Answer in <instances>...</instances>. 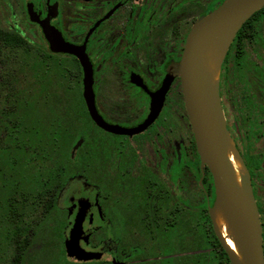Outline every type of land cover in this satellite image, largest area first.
Segmentation results:
<instances>
[{
  "label": "flooded vegetation",
  "instance_id": "obj_1",
  "mask_svg": "<svg viewBox=\"0 0 264 264\" xmlns=\"http://www.w3.org/2000/svg\"><path fill=\"white\" fill-rule=\"evenodd\" d=\"M222 1L21 0V6L29 27L37 28L45 47L39 25L28 18L27 6L73 44H81L94 27L85 39L84 52L92 63L95 107L106 123L133 127L147 115L150 93L159 88L167 66L179 59L194 20ZM235 36L221 59L219 100L224 117L221 89L228 87L233 77H242L246 83L244 103L234 105L229 102L232 95L227 96L232 115L229 125L225 117L224 122L236 152L246 164L258 212L264 264V67L248 61L244 53L258 33H245L237 40ZM52 54L69 56L76 62L81 86L76 58L60 52ZM103 79L104 105L98 103L96 92ZM80 100L85 109L81 92ZM103 132L104 149L97 151L87 145V151L70 155L69 172L76 184L60 200L57 197L56 203L63 202L59 208L68 230L78 203L88 202L79 245L94 256L73 264H219L220 256L230 264L207 214L213 187L204 166L202 186L198 184L199 160L178 76L170 80L156 116L144 129L133 134ZM190 174L201 193L195 200L187 195ZM204 221L210 239L198 230ZM214 245L217 251L211 247Z\"/></svg>",
  "mask_w": 264,
  "mask_h": 264
},
{
  "label": "water",
  "instance_id": "obj_2",
  "mask_svg": "<svg viewBox=\"0 0 264 264\" xmlns=\"http://www.w3.org/2000/svg\"><path fill=\"white\" fill-rule=\"evenodd\" d=\"M264 6V0H223L217 7L194 20L185 37L180 57L169 64L159 88L150 93V106L145 118L133 127L108 124L98 113L94 103L92 88V63L84 52V42L73 44L65 40L60 32L52 27L47 19H40L31 6L26 12L30 21L39 25L47 48L52 53L72 55L81 68V97L89 119L101 129L113 134H133L141 131L156 116L162 96L174 76H178L184 111L192 134L195 152L199 160L201 187L204 166L211 177L213 200L207 206V214L213 233L230 264H263L261 232L258 212L251 192L248 172L237 153L243 172L236 184L227 159L228 148H234L222 114L218 83L207 75L199 53L211 51L216 62V72L220 67L230 41L240 26L256 11ZM81 139L71 147L74 152ZM236 151V150H235ZM80 203V202H79ZM64 239V252L70 259L88 260L94 255L79 246L82 234L81 222L88 202L83 200ZM219 211L228 230L229 238L241 256V262L221 235L215 220ZM85 238V237H83Z\"/></svg>",
  "mask_w": 264,
  "mask_h": 264
},
{
  "label": "rangeland",
  "instance_id": "obj_3",
  "mask_svg": "<svg viewBox=\"0 0 264 264\" xmlns=\"http://www.w3.org/2000/svg\"><path fill=\"white\" fill-rule=\"evenodd\" d=\"M259 12H261V14L254 21L258 31V37L255 39L251 38L252 42L245 46L244 53L248 61L263 68L264 8ZM29 26L23 13L21 0H0V34H14L20 38V44L13 47L0 48V110L3 112L7 110V107L11 108L12 110L10 111L12 116L18 115L17 121H19L22 115L20 112L22 108L19 102L23 99L24 106L27 109H33L40 118L39 124L44 131L52 127L56 131H64L66 133L64 142L60 144V150L58 149L59 146L56 148L55 145H52L49 137L40 140V144L45 145L42 152H37L34 148H30L28 144L24 153L26 159L32 161L33 166L37 169H48L59 163L60 156H65L68 153L70 154L72 145L79 138L81 139V143L74 150L77 154L87 151V145H92L97 151L104 149V132L97 129L84 113L83 104L80 100L81 86L77 81L80 75L76 62L69 56L61 54L51 53L52 55L49 57L41 54L43 43L39 36V32L36 27ZM66 33H68V31H66ZM45 62L46 65H44ZM55 64L59 66L56 67ZM61 67L64 69L62 70L64 74L58 72V68L61 70ZM219 71L220 67L216 77L217 83L221 82ZM70 73L73 75L72 79H70ZM67 84L70 85L69 88L66 87ZM8 87L11 89L9 97L6 96ZM245 88L246 83L243 81L242 77L238 79L233 77L228 87L225 85V87L223 86L221 89L224 117L228 125L231 122L232 111L226 98L228 99L229 97L227 96L232 95V100L229 98V102H233L234 105L243 104L244 99L242 100V98L244 97ZM96 92L98 95V103L104 105V79L99 80ZM35 95V103H30L29 100ZM10 102L13 104H10ZM21 104H23V101ZM183 121L186 123L185 118H183ZM229 133L231 134V131H229ZM79 135L82 136L80 137ZM188 136L190 142L189 133ZM229 138L231 140V135H229ZM4 143L5 139L0 126V144L4 145ZM239 147L243 149L242 144H240ZM39 155H43V159H38L37 157ZM191 155L192 146L189 147L190 161ZM71 163V160L65 163L68 172L72 168ZM75 184L76 181L71 178L70 174L57 191L56 195L58 199L60 200L63 194L69 191ZM187 195L190 200L201 197V193L197 189L191 174L188 178ZM56 204L59 208L63 205V202L59 201ZM63 214V210L59 208V212L55 211L51 219L48 220L50 226L54 218L64 221V227L60 235L61 238L54 237V239H50L51 237L49 235H41L42 237H38V241L31 242L22 249L21 264H49L47 261L54 259L55 255L58 256L62 253L68 263H76V259H70L64 252L63 242L66 238L68 225L63 219ZM198 226V230H203L207 238L210 239L208 236L209 227L207 222L204 221ZM189 246L192 247L191 245ZM211 247H214L217 251L215 245ZM41 249L46 251L44 258L37 256L40 254ZM13 252L14 249L12 246H9L6 250L8 264ZM191 255L192 254H188L187 256L191 257ZM219 264H226L223 256H220Z\"/></svg>",
  "mask_w": 264,
  "mask_h": 264
},
{
  "label": "trees",
  "instance_id": "obj_4",
  "mask_svg": "<svg viewBox=\"0 0 264 264\" xmlns=\"http://www.w3.org/2000/svg\"><path fill=\"white\" fill-rule=\"evenodd\" d=\"M263 8L264 6L254 12L242 24L236 31L234 40L241 38L245 33L249 35L251 33L252 36L258 33L256 27L247 26L254 24L255 19L261 14L259 11ZM18 44H20V38L16 35L0 34V48L13 47ZM236 46H238L237 42ZM41 54L47 57L52 55L44 44ZM55 65L56 67L59 66L58 64ZM62 70H64L62 67L61 70L58 68V72L64 74ZM69 76L72 79L71 73ZM66 87L69 88L70 85L67 84ZM10 94L11 89L8 87L6 96L9 97ZM35 99L36 95L31 97L29 102L35 103ZM22 101L23 104H21ZM19 103L22 108L19 121H17L18 115L12 116L11 108L7 107V110L3 112L0 110V126L5 139L4 145L0 144V264H8L6 250L9 246L14 249L9 264H21L22 249L25 246L38 241L37 239L42 237L41 235H49L50 239L61 238L60 235L64 227L62 220L54 218L51 226L48 224V220L51 219L55 211L59 212L56 194L70 175L65 164L71 160L70 154L60 156V161L56 166L48 169H37L33 166L32 161L26 159L24 153L28 144L30 148L42 152L45 145L40 144V140L45 139V137H49L52 145H55L56 148L59 146L58 149L60 150V144L64 142L66 133L56 131L52 127L44 131L39 124L40 118L36 112L33 109H27L23 99ZM10 104L13 103L10 102ZM83 110L88 118L84 107ZM37 158L41 160L43 155H39ZM242 163L246 166L243 160ZM205 174L210 185L211 179L206 169ZM204 181L206 180L204 179ZM45 252L41 249L37 256L44 258ZM55 257L47 263L72 264L71 262L68 263L63 253L58 256L55 255Z\"/></svg>",
  "mask_w": 264,
  "mask_h": 264
},
{
  "label": "bare ground",
  "instance_id": "obj_5",
  "mask_svg": "<svg viewBox=\"0 0 264 264\" xmlns=\"http://www.w3.org/2000/svg\"><path fill=\"white\" fill-rule=\"evenodd\" d=\"M199 57H200V61L203 65V67L205 68V70L207 72L208 77L214 81L217 77V72H216V62H215L213 53L211 51H201L199 53ZM235 150L231 147L228 148L227 159L229 162L231 172L234 176V181L236 184H238L239 183V175L243 172V168L237 159V153ZM215 220L218 224V228L220 230L221 235L225 238L226 243L228 244L230 249H232V251L236 255L237 259L241 262L240 253L238 252L233 241L229 238V234H228L229 232H228L227 228H223V227H226L225 221H224L222 215L219 213V211H217L215 213Z\"/></svg>",
  "mask_w": 264,
  "mask_h": 264
}]
</instances>
